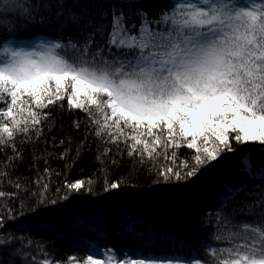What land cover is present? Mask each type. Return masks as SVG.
<instances>
[{
  "label": "snow or ice",
  "instance_id": "snow-or-ice-1",
  "mask_svg": "<svg viewBox=\"0 0 264 264\" xmlns=\"http://www.w3.org/2000/svg\"><path fill=\"white\" fill-rule=\"evenodd\" d=\"M0 9V15H14L18 22L0 24V33L14 32L20 24L59 33L28 46L0 37V150L7 147L15 153L0 178L8 177L10 163L20 158L17 134L39 136L41 119L50 115L43 109L66 99L69 109L88 113L98 138L117 146L125 143L128 155L139 156L141 164L157 149L165 158L169 148L195 149L191 165L183 161L178 169L158 170L154 184L187 183L222 156H238L227 179L211 189L217 207L207 222L216 217V240L221 239V226L232 223V215L244 213L250 222L231 233L240 243L227 248L209 244L206 251L212 264H264V0H176L155 18L140 0L84 7L79 0H0ZM125 9L132 10L138 25ZM106 16L111 18L107 25ZM74 126L78 130L80 124ZM172 158L175 162V151ZM10 182L21 188L18 181ZM124 186L123 181L105 180L103 192L117 193ZM64 187L60 200L95 194L91 179ZM42 188L47 191L48 185ZM15 195L0 190V198ZM58 202L42 196L35 211ZM228 208L231 213H226ZM140 219L137 215L129 229L134 232ZM40 252L42 258L33 257L31 264H104L94 259L99 249L83 261L76 256L50 258L44 248ZM103 255L112 264L114 252L106 249ZM130 264L209 261L197 256Z\"/></svg>",
  "mask_w": 264,
  "mask_h": 264
},
{
  "label": "trees",
  "instance_id": "trees-1",
  "mask_svg": "<svg viewBox=\"0 0 264 264\" xmlns=\"http://www.w3.org/2000/svg\"><path fill=\"white\" fill-rule=\"evenodd\" d=\"M79 2L82 7L97 3L115 6L128 0ZM140 2L146 6L149 16L155 18L161 9L170 7L176 0ZM88 11L96 14L97 9L90 7ZM125 11L138 25L139 21L131 17L132 10ZM110 19V16L105 17L106 25ZM12 23H18L14 15H0V24ZM57 35L59 33L52 28L34 29L23 24L14 32L0 33V37L8 36L10 40L51 39ZM3 107L0 104V108ZM43 112L50 115L47 120L41 119L38 126L40 135L30 132L29 139L17 134L15 145L20 158L10 163L7 168L9 176L0 178V190L16 193L12 197L0 198V220L3 221L0 228V261L31 264L33 257L37 260L42 258L40 248L46 249L50 258L57 260L65 261L71 255L83 258L87 241H96L100 246H110L121 254L134 257L147 258L151 254L154 257H183L187 260L199 256L212 264L213 257L206 251L209 244L215 248H227L240 243L239 239H232L231 233L237 231L239 225L250 222L246 214L232 215V223L221 226L220 240L213 239L216 217L207 222L209 214L217 207L211 189L217 181L227 179V170L231 163H238V156H222L203 169L198 179L187 183L154 184L158 170L168 167L178 169L183 161L191 165L195 149L186 146L169 148L167 158L162 149H157L151 159L145 155L141 164L139 156L128 155L125 143L117 146L105 142L106 137L98 138L88 113L69 109L66 99L43 109ZM74 122L80 124L78 130ZM233 146L236 147L235 142ZM106 149L110 151L106 153ZM62 154L64 159L60 158ZM9 157H15L11 148L0 150V171L5 169ZM46 168L49 169L47 173ZM41 177L43 179L37 183ZM89 179L93 181L95 194L82 192L60 200L67 191L64 187L66 183ZM105 180L123 181L125 186L117 193L105 194ZM10 181H18L21 188H15ZM44 183L48 185L47 191L42 188ZM42 196L59 202L35 211ZM225 211L231 213L232 209ZM137 215L141 219L133 232L128 225ZM11 237L17 239L12 241ZM185 242L190 247L185 246Z\"/></svg>",
  "mask_w": 264,
  "mask_h": 264
},
{
  "label": "rangeland",
  "instance_id": "rangeland-1",
  "mask_svg": "<svg viewBox=\"0 0 264 264\" xmlns=\"http://www.w3.org/2000/svg\"><path fill=\"white\" fill-rule=\"evenodd\" d=\"M237 2L238 3H243L244 0H237ZM44 39H46V38H41V39H36V40H19V39L17 40V39H14V40H11V41H14V42H17V43H21L24 46H28L33 41L39 42L40 40H44ZM239 226H242V225H239ZM225 229H228V228H225ZM230 229H232V227ZM97 249H99L100 254L95 255L94 259L100 260V261L104 262V264H106V261H105V257L103 255V253H105L106 249H111L114 252V254H115V258L112 260V264H130V262L133 261V260L152 259V257L150 258V256H151L150 254L148 255V258L134 257V256H130V255H127V254L126 255L125 254H121V253L117 252L116 250H114L110 246L107 247V246L98 245L96 241H87V246L85 247V254H84L85 257H83V258L78 257V256H76V257L79 260L83 261L84 259H86V257L89 254V252L95 253L97 251ZM71 256H73V255H71ZM153 259H155L157 261H166V260H168L170 258H167L165 256H160V257H156V258H153Z\"/></svg>",
  "mask_w": 264,
  "mask_h": 264
}]
</instances>
